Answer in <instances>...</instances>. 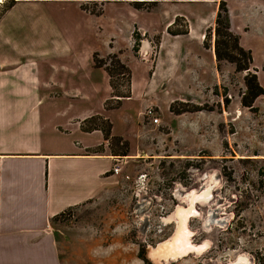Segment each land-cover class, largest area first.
Masks as SVG:
<instances>
[{"label": "rangeland", "instance_id": "obj_1", "mask_svg": "<svg viewBox=\"0 0 264 264\" xmlns=\"http://www.w3.org/2000/svg\"><path fill=\"white\" fill-rule=\"evenodd\" d=\"M18 1L38 0H0V16ZM220 3L229 32L251 52L249 72L264 89V0L81 3L85 11L104 16V42L120 45V61L137 69L131 68L129 87L120 78L114 81L115 93L130 88L118 109L82 122L85 131L110 123L111 136L128 143V155L115 162L122 172L114 191L51 224L61 240L62 264H243L241 258L264 264V94L250 108L243 106L247 72L215 59ZM177 32L185 34H172ZM109 56L100 57L111 67ZM142 60L154 62L150 73L139 71ZM112 92L104 106L114 105ZM171 107L186 111L176 114ZM108 144L111 151L121 148L108 141L107 148L96 150L105 154ZM206 189L187 222L190 243L205 249L153 261L150 251L176 231V209L187 206L191 192Z\"/></svg>", "mask_w": 264, "mask_h": 264}, {"label": "crops", "instance_id": "obj_2", "mask_svg": "<svg viewBox=\"0 0 264 264\" xmlns=\"http://www.w3.org/2000/svg\"><path fill=\"white\" fill-rule=\"evenodd\" d=\"M82 2L18 1L0 16V264H62L51 224L120 179L122 167L111 172L119 156L109 144L96 150L107 148L102 131L81 125L112 92L94 56L122 47L106 45L104 16ZM153 64L137 66L150 73Z\"/></svg>", "mask_w": 264, "mask_h": 264}, {"label": "trees", "instance_id": "obj_3", "mask_svg": "<svg viewBox=\"0 0 264 264\" xmlns=\"http://www.w3.org/2000/svg\"><path fill=\"white\" fill-rule=\"evenodd\" d=\"M14 3H11L7 8H11ZM224 3L219 4L218 12L216 14L215 19V29H214V55L217 62L228 61L230 63H234L236 65V69L240 72H247L245 76V86L246 92L243 94L241 102L242 105L250 108L256 98L264 94V89L259 85L257 77L255 74H251L250 65L252 63V56L249 50H244L238 44L239 39L232 35L229 32V19L226 7H224ZM5 10V11H6ZM4 11V12H5ZM173 35H180L185 33H172ZM229 42H233L232 45H228ZM133 49H136L133 47ZM240 59H242V65L239 63ZM108 61L111 63V67L107 65V61L103 59H98L94 56V63L97 67L104 68L109 75L110 78V87L112 88V98H114V105L107 106L106 109H118L120 106V102L122 99H126L130 97V88H128L125 93H115L114 90V81L116 78H120V81L124 82L128 87L131 84V71L128 69L126 65H124L117 55L109 56ZM173 111V107H171ZM186 110L181 111H173L176 114L185 112ZM197 111V109H196ZM98 120H102L101 117H97ZM96 120V118H95ZM106 127H103L99 124H94L91 128L86 129L87 132H91L92 130H100L102 131L105 140L114 142L115 145H120L119 151H111L113 155L124 157L128 155V143L123 142L120 137H112L110 134L111 125L107 121H105ZM85 130V129H84ZM69 213L65 212L59 216V219H64L69 217Z\"/></svg>", "mask_w": 264, "mask_h": 264}, {"label": "bare ground", "instance_id": "obj_4", "mask_svg": "<svg viewBox=\"0 0 264 264\" xmlns=\"http://www.w3.org/2000/svg\"><path fill=\"white\" fill-rule=\"evenodd\" d=\"M209 189H206L203 193L196 194V192H191L187 197L188 203L184 208L178 207L175 211V219L177 220V227L174 235L164 243L158 245V247L153 250L152 255L155 259V262H159L161 258L167 260L169 258L176 259L186 256L189 252H192L193 246L190 243V234L191 232L187 228V222L189 217L194 214V206L197 200L201 201L207 197ZM191 218V217H190ZM204 248L199 246L194 248V252L200 253ZM205 249V248H204ZM238 261L243 264L248 262L241 258ZM165 262V261H164ZM157 264V263H156ZM235 264V263H231Z\"/></svg>", "mask_w": 264, "mask_h": 264}, {"label": "built area", "instance_id": "obj_5", "mask_svg": "<svg viewBox=\"0 0 264 264\" xmlns=\"http://www.w3.org/2000/svg\"><path fill=\"white\" fill-rule=\"evenodd\" d=\"M146 116H147L149 119L153 120V122H154L155 124L158 123V119L155 118V117H153V112H152L151 110H148V111L146 112ZM111 172H112V174H114V175H118V174L121 172V165H119V163H114L113 166H112Z\"/></svg>", "mask_w": 264, "mask_h": 264}, {"label": "water", "instance_id": "obj_6", "mask_svg": "<svg viewBox=\"0 0 264 264\" xmlns=\"http://www.w3.org/2000/svg\"><path fill=\"white\" fill-rule=\"evenodd\" d=\"M152 253H153V252L150 251V255H149V257H150L151 259H153V261H155V259H154L153 255H152ZM167 260H173V259L169 258V259H167ZM164 261H166V260H164L163 258L160 259V262H164Z\"/></svg>", "mask_w": 264, "mask_h": 264}, {"label": "flooded vegetation", "instance_id": "obj_7", "mask_svg": "<svg viewBox=\"0 0 264 264\" xmlns=\"http://www.w3.org/2000/svg\"><path fill=\"white\" fill-rule=\"evenodd\" d=\"M197 194V193H196ZM195 204H198V202H196ZM186 207V206H185ZM175 221V220H174ZM175 230H176V228H175ZM175 232V231H174ZM173 235H174V233H173ZM172 235V236H173ZM194 248H197V246L195 245V246H193ZM199 247V246H198ZM194 248H193V250H192V252H189L188 254H190V253H193V254H195L196 252H194ZM166 261H170V260H166Z\"/></svg>", "mask_w": 264, "mask_h": 264}]
</instances>
